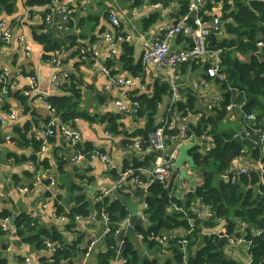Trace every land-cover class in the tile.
<instances>
[{"label": "crops", "instance_id": "crops-1", "mask_svg": "<svg viewBox=\"0 0 264 264\" xmlns=\"http://www.w3.org/2000/svg\"><path fill=\"white\" fill-rule=\"evenodd\" d=\"M36 1L38 3V0ZM59 1L64 9L73 11L72 26L63 19L60 13L53 10L48 11L51 21L49 23L42 21L38 16L39 14L45 15L48 5L33 4L31 0H19L13 13L0 15V20H6L15 28L10 40L0 39V73L7 70L9 80L12 82L10 90L19 91L28 97L30 106V111L26 113L22 102L12 97L9 110H5L3 108L5 101L0 99V116L15 114V118L3 123L0 129V211L7 210L11 213L10 230L4 238L8 243L6 255L9 264H24L26 259L31 260L33 264H43L45 260L48 261L52 254L44 243L47 240L51 241V238L42 235L41 240L44 241L40 245H38L39 241L31 240V237L35 236L38 231L43 230L50 234L58 232L68 241L84 236L79 246L87 244L91 234L95 235L98 241L91 261L96 264L98 253L107 249L105 237L109 225L106 221L93 219V217L73 219L69 216L68 220L61 218L60 216L64 214L68 216L67 213L74 204L73 196L76 194L83 195L94 209V197L99 191L110 188L114 190L118 187L126 199L133 203L135 209L137 208L136 213L140 211L142 202L148 193L147 188L142 190V194L138 193L136 190L141 186L125 179L124 172L138 163L140 175L144 177V180L148 177L150 179L148 171L153 167L156 152L147 153L141 144L137 145L138 140L128 142L127 135L143 127L146 119L138 118L137 115L134 117L132 113L121 112L115 103L116 99H122L130 104L136 100L137 96L149 92V87L153 93V86L156 82L168 83L171 86V95L166 96L160 105L163 118L166 105L169 104L175 90L178 92L179 101H187L188 95L193 94L196 97V112L189 111L188 115L175 112L176 115L171 117L170 128H179L181 134H186L189 121H198V113H210L213 106L221 104L224 94L227 93L221 82L206 73V63L202 60H193L166 68H159L152 64L146 67L141 65L139 56L144 47L149 45L163 28L173 25L182 17H178L180 14L179 0L171 1L167 7L159 0H157L161 3L159 7L155 6L154 3L157 2H153L154 0H143L140 5H135V0ZM211 1L212 9L204 11V15L210 19L220 12L221 6L218 0ZM110 9L117 10L121 19L122 33L130 36V40L126 42L115 41L117 51L113 56L110 53L109 43L105 39L106 31L115 32L109 21ZM156 13L159 19L146 26L143 20ZM19 15L23 17L21 20H18ZM42 32L47 33L60 44L52 55L44 50V46L36 38ZM74 36L77 44H73ZM22 37L25 38L24 41L21 40ZM125 43L132 50L133 68L125 66V63L119 60L124 52ZM215 43L212 44L211 39V46ZM191 44V39L184 35L171 40L173 49L189 47ZM79 47L85 49L82 51L83 55L79 54ZM97 62L106 66L107 62H110L111 67H107L111 75L127 79L132 83L115 87L111 91L107 90L110 75L103 72ZM55 72L75 74V82L80 90L79 106L87 113V116L76 118L72 126L80 132L83 141L78 145L72 144L63 135L61 124L56 123L55 133L41 139L43 145L40 150L35 151L33 147L22 150L12 146L20 153L25 151L27 155L35 154L38 161L48 158L49 167L45 164L37 165L43 182L34 184V174L28 165L32 160L23 163L13 161L12 158L6 157L5 145L9 142L7 139L11 137L14 128L23 126L29 121L33 124L29 137L37 139L40 131L47 129V125L54 118V113L45 102L50 96L63 94V89L51 82V76ZM31 76L36 79L34 88L29 79ZM137 78L142 79L144 83L142 81L137 83ZM245 99L244 93L237 90L231 91V103L235 104L236 108L228 112L223 125L226 128L237 130L236 136L240 139L257 145L262 138L256 139V135L248 128L251 121L246 119L244 112L239 109L245 104ZM111 120L117 123V131L110 129ZM1 138H5L6 143ZM170 140L166 144V152H171L180 142H183L178 139ZM195 140H199L203 148L211 144L210 136L205 134L201 140L195 138L193 141ZM93 147L107 154L109 162L99 157L85 155L84 150ZM73 158L76 160L73 161ZM257 164L250 149L246 148V152L242 151V154L236 158L232 168L240 169L246 165L256 167ZM187 167L188 173L193 176V181L183 179L181 182L180 172L172 174L168 180L185 195L202 183L198 169L190 165ZM50 178L55 180L51 186L48 185ZM73 183L81 186V189L74 193L71 190ZM25 185H29L30 190L20 191L19 187ZM50 189L56 193L55 197H52ZM192 204L200 208L203 206L199 202ZM57 205L63 206L64 211L57 212ZM19 216L29 218L31 224L36 227L29 229L27 226L23 228V233H19L15 225V219ZM224 226V222H220L216 228L207 229V231L219 232ZM174 231L182 235L187 230L176 229ZM143 245V253L149 257L156 256L161 261L172 257V251H168L171 248L161 251L156 247ZM223 250L229 257L239 260L242 264L251 262L249 254L241 246L231 245L226 241L223 243ZM81 256L82 250L80 254H77L73 264H76ZM62 264H70V262L64 260ZM113 264L123 263L120 258H116Z\"/></svg>", "mask_w": 264, "mask_h": 264}, {"label": "trees", "instance_id": "trees-1", "mask_svg": "<svg viewBox=\"0 0 264 264\" xmlns=\"http://www.w3.org/2000/svg\"><path fill=\"white\" fill-rule=\"evenodd\" d=\"M159 1L167 7L173 0ZM205 1L206 5L201 8L200 16H203L204 20H209L210 18L204 15V11L211 10L213 3L211 0ZM18 2L19 0H0V15L13 13ZM31 2L33 4L48 5L50 0H38V3L36 0H31ZM142 2L143 0H135V5H140ZM153 2H157V0ZM218 3L222 5V18L225 21L226 35L217 41L212 48L222 50V69L227 75V79L222 82V86L227 90V93L224 94L221 104L215 106L210 113L204 112V115L198 121H189V129L186 133L187 137L194 136V139L198 138L200 140L205 134L210 136L212 142H214V146L209 152H205L204 149L201 150L203 147L200 144L191 151L195 156V163L202 178V183L188 192L185 198L182 197V193L172 182L164 184L155 181L150 183L145 197L148 202L146 213L149 217V223L137 226V232L144 235L143 244L152 248L157 243L148 239L151 233L176 229L189 230L192 228V233L188 235V258L185 259V253L177 243H172L171 258L161 261L156 256L149 257L143 253V249L137 247L127 237L121 255L122 259L127 260L126 264H242L239 260L225 254L223 244L220 245L219 235H203V232L207 229L216 228L220 222H224L229 233L242 234L251 241L248 251L251 258L250 264H264V169L260 171L250 167L248 173H237L235 182L231 180V175L229 177L223 175L229 169L228 157L233 150L243 152L245 150L246 152V148H248L255 161L260 160L264 163V139L254 145L252 142L237 137V130L226 128L223 125V121L228 116L226 106L231 102L232 90H229L228 86H232L237 91L244 92L246 99L243 110L246 113H256L257 117L254 121L257 124L256 127H264V47L261 51L258 46L259 41L264 42V1L218 0ZM178 4H180L178 17L190 13L191 0H179ZM48 11L50 10L47 7L45 14ZM158 19L159 15L156 13L149 18H145L143 22L146 26H149ZM189 19L193 20L191 14ZM69 23L72 26L74 21L70 20ZM36 38L42 43L44 50L50 52L51 55L60 46L58 41L53 40L45 32H42ZM75 42L76 37L74 36L73 44H77ZM123 48L124 52L119 60L124 62L125 66L133 68L132 50L127 43L123 45ZM78 50L79 54L83 55L82 51H85V49L79 47ZM107 66L111 67L110 62H107ZM1 85L3 83L0 84V94L2 92ZM60 88L63 89V94L50 96L48 102L55 108L56 116L60 117L65 125L72 126L76 118L87 116V113L82 111L79 106L80 90L75 82V74L68 72V76L62 81ZM8 89V94L2 97L0 95V99L5 101L3 108L9 110L10 99L14 97L22 102L25 107L24 111L28 113L30 111L28 97L22 95L19 91L12 92L10 84ZM169 95H171V86L168 83L156 82L153 86V93L149 94L147 92L136 97V100L140 102L136 115L138 118H145L146 123L143 127L127 135L128 142L139 140L144 148L149 146L150 134L163 124L161 121L163 118L158 116L160 105L165 97ZM189 111L196 112V97L193 94L188 95L187 101L176 102L172 110V116L176 115L175 112L188 115ZM111 124L110 129L117 131V123L111 120ZM2 125L0 116V129ZM32 127L33 124L30 121L23 126H16L8 143H6L5 138H1L6 143L5 155L17 163L32 160L35 164L37 163L36 166L45 164L46 167H49L48 158L38 161L35 154L27 155L25 151L20 153L14 149V147H17L24 150V148L33 147L35 151H38L42 148L43 143L41 140L29 137ZM165 133L168 136L167 140L171 141L169 138L180 135V130L179 128H170L167 124ZM254 135H256V139H261L259 134ZM94 149V147L86 148L84 152L87 153ZM138 166L139 164L135 163L133 167L138 168ZM37 168L39 167L37 166ZM141 180H144L143 176H141ZM80 189L81 186L78 184L73 183L71 185L73 193ZM143 189L141 186L136 191L142 194ZM73 201L74 204L70 212L67 213L73 219L75 215L92 217L95 211L100 214L103 208L107 212L109 217V231L105 237L107 249L98 253L97 263L113 264L116 259V248L119 244L117 236L121 230L120 223L127 217L129 218L131 208L127 203L116 198L114 194L99 202H94V209L91 208V204L81 194L74 195ZM196 202L207 206L214 216L209 220H204L188 211V207ZM57 206V212L64 211L63 206ZM176 206L184 207L185 211L178 210ZM5 217L11 218V213L7 210L0 211V219ZM189 218L195 220V226H191ZM241 222L248 224L244 232L239 231ZM15 225L19 233H23V228L27 226L29 229L36 227L25 216L17 217ZM259 229L262 232L257 234ZM6 233L0 226V264H9L6 255L8 243L4 239ZM42 235L51 238L53 242L61 244V248L48 261L45 260L43 264H62L64 260L73 264L77 254H80V250L83 253L84 246L89 242L79 246L84 236H80L74 241H68L58 232L50 234L46 230L38 231L35 236L31 237V240L39 241L38 245H40L44 241L41 240Z\"/></svg>", "mask_w": 264, "mask_h": 264}, {"label": "built area", "instance_id": "built-area-1", "mask_svg": "<svg viewBox=\"0 0 264 264\" xmlns=\"http://www.w3.org/2000/svg\"><path fill=\"white\" fill-rule=\"evenodd\" d=\"M130 1V0H127ZM264 1V0H261ZM156 7L161 6L160 2L154 3ZM205 6V0H192L190 5V13L183 15L176 23L173 25L163 28L161 33L156 35L153 39V41L144 47L143 51L141 52L139 56L140 63L143 67H146L149 64L155 65L159 68H166V67H173L178 64H185L188 62H191L193 60H202L206 63V73L216 78L219 82H224L227 79V75L222 69V59H221V52L222 50L219 48H212L210 41L215 35L217 38L216 41H219L224 35H226L225 30V21L222 18L223 17V10L222 5L220 6L219 10L220 12L214 16L212 19L204 20L201 16L200 17V11L201 8ZM48 10H54L58 13L62 14V17L65 21H74L72 18V10L63 9L61 7V4L59 0H50L48 4ZM192 11H196V17L193 18V20H190V14H192ZM109 21L113 27L114 31H106L105 32V39L109 43V49L112 56L116 53V40L121 42H126L127 40H130V36L122 33V27H121V19L118 15V12L116 9H110L109 10ZM42 14H39V17L49 23L51 21L50 14H45V18H42ZM44 15V14H43ZM192 16V15H191ZM23 17L21 15L18 16V20H21ZM14 27L9 24L6 20H0V39H3L5 41H8L12 38L14 33ZM184 35L191 39L192 44L189 47H184L181 49H173L171 47V40L174 39L177 36ZM22 41L25 40L24 37L21 38ZM216 44V43H215ZM215 46V45H213ZM258 46L260 50L262 51V48L264 47V42L259 41ZM26 49L29 50V48L26 46ZM56 56V55H54ZM99 64L101 70L108 75H110V81L107 85V90L111 91L115 87H120L123 85H130L132 82L119 78L116 76L111 75L109 68L106 65ZM68 76L67 72H55L51 76V82L57 86L60 87L62 81L65 77ZM32 87L34 88L36 86V79L34 76L29 77ZM137 83H141L142 79L137 78ZM143 82V81H142ZM2 87L1 97L5 94H8V86L9 84L12 85V83L9 82L8 72L7 70H4L2 73H0V84ZM144 83V82H143ZM144 87V85H142ZM229 90H237L236 88L232 86H228ZM244 93V92H243ZM179 101L178 98V92L175 90L173 93L172 99L170 100L169 104L165 108L164 111V117L161 120L163 124L159 126L155 131H153L150 134V144L147 148H144V151L146 150L147 153L150 152H156V156L154 159L153 167L150 171H148V174L150 175V179L141 180L140 172L138 171V168H128L124 172V178L128 179L132 184L140 185L143 188H147L150 183L159 181L161 183L166 184L169 180V177L173 174V165L179 155L178 146L172 150L171 152H166V144L168 136L165 133L166 126H170L171 123V117H172V110L175 107L176 102ZM49 109L54 113L53 120L47 125V129H43L39 133V140L46 138L49 135H53L55 133L54 131V125L56 123H60L62 126V133L63 135L72 142V144H81L83 139L79 131L73 128L71 125H65L63 121H61L60 117L56 116L55 108L52 107V105L46 101L45 102ZM116 105L119 107V110L125 114H131L132 112L138 111L140 107L139 100H134L132 103H127L123 101L122 99H116ZM243 106H240L239 109L244 112V116L246 119L251 121V125L248 127L249 130L253 134H259L262 140L264 139V127L258 128L256 127V123L254 122L257 115L256 113H246L243 110ZM215 106L211 108L214 109ZM234 108H236V105L233 103H229L226 106L227 111H232ZM204 115V112L198 113V119H200ZM15 118L14 113H9L8 116H1L2 123L8 122L9 119ZM108 133V132H107ZM109 135H112L111 133H108ZM37 138V139H38ZM169 139H178L183 140V142L189 143L194 140V136L187 137V134H181L177 135L176 137H171ZM261 140V142H262ZM7 141H10V138L7 139ZM43 143V141H42ZM181 143V142H180ZM179 143V144H180ZM141 142L138 140L137 145L140 146ZM178 144V145H179ZM214 146V142L211 140V144L208 146H205L204 149L205 152H209ZM94 150H91L85 155H91L95 157H99L101 160L109 162V157L107 154L100 151L98 148L94 147ZM76 158H73V161H75ZM257 166H248L242 167L240 169H233L230 168L229 172L231 175V180L233 182L236 181L237 173L239 172H249V168L253 167L260 171H263L264 169V163L260 160L256 161ZM29 168L34 172V184H39L43 182V179L41 175L39 174L38 168L36 164L33 161H30L28 163ZM229 177V176H228ZM55 180L53 178L49 179V186L53 185ZM20 191L28 192L30 190L29 185L20 186ZM52 193V197L56 196V193L50 189ZM113 194V188L110 189H103L99 191L95 197L94 202H99L103 200L105 197L112 196ZM182 197H185V194L182 193ZM178 210L185 211L184 207L176 206ZM148 209V202L146 200H143L141 209L138 212L139 217L144 221L143 224L149 223V217L146 213V210ZM207 206L203 205L202 208L195 204H191L188 207V211H191L193 214H196L197 217L209 220L211 219L214 214L213 212L208 209ZM57 211V208H56ZM100 215V216H99ZM60 216V215H59ZM61 218L68 220L70 217L66 214L61 215ZM93 219H102L106 221L109 225V217L107 212H105V209L103 208L101 210V213L98 214L97 211H95L94 215L92 216ZM82 216L75 215V219H81ZM191 226L194 225V219L189 218ZM10 218L5 217L1 218L0 220V226L5 231L8 232L10 230ZM128 224V217L123 220L120 223V227H125ZM248 226L246 222H241L240 224V232H244L245 228ZM192 228L187 230L184 234H179L176 231H163L161 233H151L149 236V240L156 241L157 245L155 246L157 249H160L161 251L168 250L171 248L172 243H177L180 245L182 250L185 253V259L188 258L189 254V240L188 235L192 233ZM109 231V228H108ZM107 231V232H108ZM262 230H257V234H260ZM203 235H219L220 237L225 236L227 238V241L231 245L241 246L243 247L247 252L249 251V247L251 245V241L246 239L242 234L238 235L235 233H229L226 226H224L219 232L215 230L205 231L203 232ZM141 241L143 242L144 235L139 234ZM98 241V238L91 234L90 240L87 245L83 248V253L80 258V260L76 264H94L91 261V256L93 253V250L95 248V245ZM45 247L48 248L51 251V254L53 255L59 248H61V244L58 242H53L50 240H47L45 243ZM122 244L119 242L117 248H116V258H120L122 260L123 264H126L127 260L122 259ZM24 264H33V262L29 259H26L24 261ZM96 264H98L96 262Z\"/></svg>", "mask_w": 264, "mask_h": 264}, {"label": "water", "instance_id": "water-1", "mask_svg": "<svg viewBox=\"0 0 264 264\" xmlns=\"http://www.w3.org/2000/svg\"><path fill=\"white\" fill-rule=\"evenodd\" d=\"M191 15L193 18H195L196 17V11H192ZM216 40H217V38L215 37V35H213L212 44H214L216 42ZM148 93L149 94L152 93L150 87H149ZM132 115L134 117H136V112H132ZM158 116L159 117L161 116V112H160V115H158ZM197 145H199V140H195V141H192L189 143L181 142L178 145L179 155H178V157H177V159L173 165V174H177L180 172V181L181 182L183 181V179H189V180L193 181V176L188 173V167L187 166L190 165L193 168H197L196 163H195V156L191 153V150L194 147H196ZM241 154H242V151H240V150H233L229 154V157H228L229 169L226 173L223 174L224 176H230L229 170L232 167V165L234 164L236 158L239 157ZM115 186H117V185H115ZM113 194L119 200L127 203L129 205V207L131 208V214L128 218V224L125 227H122L121 230L119 231V234L117 236L118 241L121 242L122 248H123L124 247V241L128 237L131 239V241H133L137 245V247H139L140 249H144L143 242L141 241L139 233L137 232V226L139 224H143L144 221L136 213L135 210H137V208L135 209L133 203H131L128 199H126V197L123 195V193H121V191L119 190L118 187H116L113 190ZM226 241H227V238L225 236L220 237V245H222Z\"/></svg>", "mask_w": 264, "mask_h": 264}, {"label": "rangeland", "instance_id": "rangeland-1", "mask_svg": "<svg viewBox=\"0 0 264 264\" xmlns=\"http://www.w3.org/2000/svg\"><path fill=\"white\" fill-rule=\"evenodd\" d=\"M59 2H60V1H59ZM61 7H62V6H61ZM62 8H63V7H62ZM63 9H64V8H63ZM53 11H54V10H53ZM54 12H56V11H54ZM56 13H58V12H56ZM60 14H61V13H60ZM61 15H62V14H61ZM41 16H42V18H45V17H46V16H45V15H43V14H42ZM38 17H39V16H38ZM39 18H40V17H39ZM50 18H51V15H50ZM40 19H41V18H40ZM1 20H4V19H1ZM41 20H42V19H41ZM42 21H43V20H42ZM9 82H10V83H12V82H11V80H9ZM194 170L196 171V169H194ZM168 251H170V252H171L172 250H171V249H169ZM245 251H246V250H245ZM246 252H247V251H246ZM247 253H248V252H247Z\"/></svg>", "mask_w": 264, "mask_h": 264}]
</instances>
